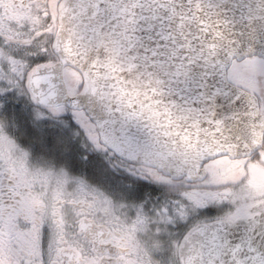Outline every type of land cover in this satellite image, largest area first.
I'll list each match as a JSON object with an SVG mask.
<instances>
[{
    "label": "snow or ice",
    "instance_id": "snow-or-ice-1",
    "mask_svg": "<svg viewBox=\"0 0 264 264\" xmlns=\"http://www.w3.org/2000/svg\"><path fill=\"white\" fill-rule=\"evenodd\" d=\"M0 264H264V0H0Z\"/></svg>",
    "mask_w": 264,
    "mask_h": 264
}]
</instances>
